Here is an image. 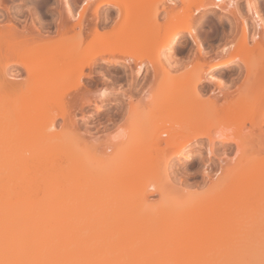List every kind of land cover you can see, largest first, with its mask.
I'll list each match as a JSON object with an SVG mask.
<instances>
[{"label":"rangeland","instance_id":"obj_1","mask_svg":"<svg viewBox=\"0 0 264 264\" xmlns=\"http://www.w3.org/2000/svg\"><path fill=\"white\" fill-rule=\"evenodd\" d=\"M46 1H49V4L46 3L44 13H42L43 11L40 9H36V14L38 16L36 14H28V12L25 13L26 15H19L21 24L16 23L17 27L19 24V27L26 26L33 28L37 26L41 29L43 28L44 31L49 30L53 34L57 29L54 22L56 19L59 20L60 13L64 12V8L62 1L60 0ZM81 1L82 0L70 1L74 11H77L80 8L79 5ZM97 1L100 0H96L95 3ZM161 1L165 6L164 9L159 3V5L155 6H137V9L136 5H128L126 12L124 11V14L128 13L127 16L122 15L124 9L121 10L120 8L119 10V8H115L114 5H107L99 10L100 18L102 19V21L99 22V27L103 31L107 30L108 36H105V40L103 42L99 41L100 46L98 45L97 47H99V49L109 48V50H114L112 54L97 56V62H95L94 69L92 71L87 68L85 69L86 74L82 78V86L77 93L74 92L76 93V96L73 94L74 99H69L71 98V95L68 98L69 104L70 102L72 104V106L70 105L71 111L69 109V117L67 116L66 120L67 126L65 128H68V130H62V126H64L63 123L66 121L64 122L62 118L55 119L54 130L57 132L60 131V138H55V141L53 139V142L51 141V144L45 147L46 149L43 148V152L45 154L47 151L45 154L47 155L48 152H51L52 150V153L55 154L54 157H56V159L58 158L57 161H55L56 159L54 157H51L52 154H48V159L50 158L51 160L49 163L47 158L41 159V155V158L32 157V151L29 152V155H27V151L25 153V155L29 156V159L33 161L32 163L28 162L29 177H31L33 184L37 183L40 179L37 184L44 185V183H46L45 181H49V177H51V179L53 177V175L50 176L49 172L46 170L45 171L47 173L40 172L44 173L42 175L36 171V163L39 165V160L41 159V162L42 160L46 161L45 163L43 162L45 167H48V165L49 167L52 165L56 166L58 163L61 168H66L65 170L64 168L62 169L63 176L64 173L71 174L70 176H72L73 179L79 180L81 188L84 190H81L82 194H75V197H70L69 199L67 198L69 196L66 195V199L64 196L60 199L61 193L57 192V190L54 191L55 189L46 190L47 192L44 190H36L34 193L32 192L34 197L32 195L31 199L34 203L31 202L30 204H27L29 205L28 207L25 205L26 208L24 206H18V208H16L18 216L17 223L21 224L18 225L21 226L25 232L38 233L42 235L65 233L69 236L98 239L111 237L116 239L117 236L122 238L120 235H124V239L126 238L127 240H125L124 244L126 247L140 246L142 248H147L150 244H148L146 240V242H144L146 232L144 230H134L136 228L135 226L137 221H140L142 224V222H145L150 215L155 214L157 211L156 213H158L163 219L161 224H156L158 229H160L161 234L170 228L176 227V225L180 226L181 224V226H184L187 223L189 215H191L190 211L196 204V201H201L202 197H204V199L206 197L207 200L210 199L209 201L221 198L222 192L218 191L220 189L217 188V190L215 187L212 191V188L209 186H211L212 181L215 180L216 182V179H220L219 177L217 178V174L214 172L219 169H222L223 171L226 170L228 166H230L229 163L231 162V157H233L234 154L235 158H239L243 154H248L249 152L247 153L245 151H249L250 147H253L254 151H252L254 153L258 151L259 153L256 152V154H260L259 157L264 156V122L261 124V130L263 131L259 130L257 125H252L254 120L257 121L260 118V112L255 105L256 93H254L253 90H250L251 88H249V84H247V82H244L246 79V73L249 75L247 72V68H249V66L246 64L244 66L243 62L240 60H234L226 67L211 71L212 75H215L223 81L220 85L203 83V85L198 87L199 91L197 88H191V84L195 78V75L191 72L196 69H202L203 71H200H202L201 73H204V71L208 68V65L214 63V59L218 60L219 58H224L218 54V51H220L219 49L223 46L232 45L233 48H237L245 44L247 47L256 48L258 53L260 51L261 54H264V29L257 32L259 36L258 38H250L249 41L248 35H252L254 30L251 26L250 15L247 12V14L245 13L246 10L243 6H240L243 18L235 13L234 10H232L233 12L231 11V14H226L231 22V25H229L226 16H221V14H219L220 12H216L215 10L214 13L208 9H201L196 0H190L188 2H181L180 0L173 5L165 4L167 3L166 0ZM256 1H259L260 8L264 13V0ZM13 2L18 3V5L15 4L17 5L15 8H17L18 11L25 9L26 7L31 8L30 5H32V2L30 1H26L24 3L22 1V3H20V0H14ZM5 3L6 5H9V3L11 4L12 2L7 0L4 4ZM240 3L243 4V0H240ZM195 11H197V13ZM116 13L121 15L119 16ZM184 13L187 15L189 14V17L191 19L193 18L194 22L199 23H197V30L202 38V45L204 47V51L206 52H201L200 54L197 50L196 44L188 37L187 34L182 33L173 48V52L171 53V57L175 58L174 63L172 61L173 58L170 57L174 67L171 65L170 68V66L168 67L163 65L155 68L157 66L154 64L158 62L157 59H160V62L162 63V52H165L164 55H166V51H163V47L161 46L164 45L167 41L166 39L169 38V35H171L170 32L176 29V25L173 24L174 22L169 21V16L173 17L177 14L182 16ZM2 14L5 16H0V22L7 23L8 21L9 23L10 15H7L6 11H3ZM40 15H42V18H39ZM106 15L111 17V21L109 20L108 22H105L103 20ZM158 15L161 17L164 15V18L162 17L159 19ZM118 16L120 19H117L119 18ZM1 18H3L2 21ZM6 18H9V20ZM113 18L117 19L116 22L118 24H113L114 22L112 23ZM154 19L156 20L153 21ZM115 26L116 29H113L112 27ZM243 28L246 31L245 40L242 37ZM203 29H206L207 31H204ZM254 56L255 57H251V59L254 58L256 62L263 57L261 55L260 57L257 53ZM111 58H118V60L122 59L123 61L125 58H129L132 60V63L130 64L131 67L130 65L124 66L122 60H120L121 63L119 61L116 65L108 64L105 59L108 60ZM139 59L143 60L146 65L145 68L148 69L147 71L144 70L141 75H136L133 74V72L135 71L136 65L139 64ZM261 59L263 60V58ZM150 61L151 63L154 62L152 66ZM251 62L253 64L251 63L250 68H254L255 61ZM18 69L21 68L19 67ZM163 69L165 71L168 70V76L173 78L175 83L172 85L174 86L173 88L170 85L172 78L169 79L170 84L166 83L167 80L164 79L166 76L161 71ZM11 70V73H16L14 68ZM236 73L241 74H238L237 76ZM186 74L187 77L185 76ZM21 75L22 77H25V72ZM181 77L186 86L180 83ZM7 79L10 82L17 81L16 78L11 79L9 76ZM164 80H166V82H164ZM190 80H192L191 83ZM163 83H165V86H163ZM167 84H169V86ZM71 86L72 83L67 84L65 91L70 89L69 87ZM175 86L178 92L177 90H174ZM65 88L63 87V89ZM103 88L108 92V97L104 100H100L98 92L100 89L103 90ZM240 88H242V90ZM63 89L60 90V93L64 92ZM89 90H91L90 92H93L92 95H90ZM212 91L216 92L214 97L211 95ZM240 91H242V94H240ZM245 94H248L246 97L249 99L241 106V98ZM215 96L216 98L218 96L217 100L214 99ZM238 97H240V99ZM227 102L232 103V108H234V110L231 107V110L228 109L231 112L233 110L232 115H229L230 118L228 117L229 119L226 118V115L228 114H224V112H228L227 108L229 106L227 107ZM207 105L208 107L212 106L211 108H213V112L211 111V108L209 110V108L206 107ZM205 107L207 109H205ZM184 108L185 111L183 110ZM204 110H207L210 113H207V111ZM186 111H188V113ZM201 117L205 123L208 122L207 125L205 124L206 127H211L209 124L218 123L219 127L225 128V126H227L230 129L231 136L238 137L242 134V132L244 135L249 134V138H246L247 141L249 139V142L247 143L246 140L241 141L244 143L242 145L240 143L238 147H236L235 143L221 145L218 142L215 144V154L211 158L212 160L210 162V165L212 166L211 172L213 171L212 178L210 180L204 178L201 173L202 165L199 154L201 153V157L206 156L207 145L209 144L208 138H200L197 140V144L192 143L189 146V150L186 152L189 154L191 153L190 160H185L181 156L174 157V153L176 152V149L178 150L180 144L185 141L188 136L191 137L189 135L191 132L189 131H187L189 133L183 132L182 134L181 131L186 129L183 128L182 130V126L179 128V124L191 126L195 124L194 121L196 122V118L197 121H199V118L201 119ZM202 120H200V122ZM190 122L192 123L191 125ZM119 126L125 129L127 137L123 140L124 143L122 142V147H119L122 148L121 151L116 153V146L114 147V145L111 144L108 135H110V133ZM178 129L181 131H178ZM246 130H250L252 134L249 132L247 133ZM179 134L182 136L184 135V137ZM62 136L63 139L61 140ZM242 138L244 139V136ZM167 141L170 143L172 142L173 146L172 144H166ZM22 145H24V147ZM22 145L20 146V149L23 147L24 149L22 150L25 151L27 146L25 143H22ZM69 146L71 147L73 153ZM236 148L239 149L237 150ZM56 149L60 150L62 153H58ZM40 152L41 150L38 151V154ZM80 152L82 154H80ZM58 155L63 159L58 157ZM108 158L111 160L113 159V167L104 169L106 166L104 160H108ZM218 158H222L229 163L225 162L226 164L224 163L222 165L219 163ZM63 160L65 161L63 162ZM101 160L104 161L102 164L104 165V168L100 165L101 163H98L102 162ZM109 161L110 160H108V162ZM110 166H112V164H110ZM56 167H59V165ZM70 167L73 170H71ZM148 168H150V170ZM109 171L110 174H108ZM111 171H116L117 174H120L117 175V179L115 180V183H113V187L116 186L118 189L123 188L122 190L125 191L124 193L119 190L121 195L116 188H113L115 189V191L112 192L113 194L106 192V195L104 192L102 195L103 192H99V190H103V188L105 191L106 189L108 191L109 185H111L110 175L114 174L111 173ZM138 171L140 173L137 174ZM148 172L149 175H147ZM50 173L52 174L53 171ZM101 173H104L103 178ZM151 173H154V178L158 177L157 179H161L164 183L162 189H160L159 186H157L158 188L156 187V189L147 187V182L152 180L151 176L153 177V175H150ZM53 174H56V172ZM58 174L62 177L60 173ZM99 176L100 178H98ZM130 176L133 177V179L129 178ZM218 176H223L222 172L218 174ZM46 177L48 180H46ZM93 179L96 181L98 180L97 182L99 183H93L96 182ZM129 179L132 183L128 182ZM95 185L97 186L95 187ZM86 186H89L90 189L94 186L96 191L93 188L90 192V189H88L89 187ZM97 187H99V190H97ZM85 191H89V193H84ZM97 191L100 193V196L96 193ZM54 192L58 193V195ZM52 193L55 194V199H57L56 196H59L58 199L60 201L55 200L53 198L54 195H51ZM48 194L50 195V198L48 197ZM92 196L93 199H91ZM163 200H166L168 203L167 205L169 207L166 205L168 207H166V209H161V206H159ZM21 208H23V210ZM83 209L84 213H82ZM19 216H21V218ZM256 225L257 224L253 222H241L237 227L238 231L242 232L239 233L241 234L242 239L244 238L243 240L245 242L244 244L243 240L240 241L242 255L239 258L238 264H255L254 262L256 260L257 262L259 261L258 256L261 254V251L264 253V236L260 235L259 238L257 237L256 239V236L253 237L252 235V229H255ZM142 226L145 227L144 224H142ZM247 231H252L251 236L253 239H250L251 237L245 234V232L248 234L250 233ZM254 238L256 239L255 242H260H258V244H252V241L254 242ZM261 238H263V240ZM142 244L143 246L144 244H147V247H145L146 245L143 247ZM199 262L200 261L196 263L194 262V264H198ZM170 263L175 264L174 262ZM260 263L261 259L258 264Z\"/></svg>","mask_w":264,"mask_h":264},{"label":"bare ground","instance_id":"obj_2","mask_svg":"<svg viewBox=\"0 0 264 264\" xmlns=\"http://www.w3.org/2000/svg\"><path fill=\"white\" fill-rule=\"evenodd\" d=\"M5 1L7 0H0V16L4 14H2L3 11H6L7 15H10V21L9 23L8 21L7 23L0 22V264H164L170 262H174L175 264H194V262L196 263L198 261H200L198 264H238L239 258L242 255L240 241L244 239H242L240 234L242 232L238 231L237 229L238 225L241 222L256 223L258 227L256 225L255 229H252L253 233L252 231H247L250 233L248 234L245 232V234L247 236H250V239H253L251 233L253 237L256 236V239L257 237L259 238L260 235L264 236V156L259 157L260 154H256V152L259 153L258 151L254 153L253 147H250L249 151H245L247 153L249 152L248 154L242 153L243 155L239 158H235L234 154L233 157H231L230 163L226 162V160L222 158H218L220 164L223 165L226 162L229 163L230 166H228V168L226 166L227 169L224 171L222 169H219L218 171L214 172L215 174H217V178L219 177L220 179H216V182L215 180L212 181V184L210 183L211 186L209 187L212 188V191L215 187L216 189L219 188L220 190H217L219 192H222V196L217 200L214 199L209 201L210 199L207 200L205 197V200L204 197H202L201 201H196V204L190 211L191 215H189L187 223H184V226H181V224L180 226L176 225V227L170 228L164 233L162 232L161 234L160 229H158L156 224H161L163 219L161 216H159L158 213H156L157 211L155 212V214L150 215L145 222H142L145 227L142 226L140 221H137V224L135 226L136 228L134 230H144L146 232L144 242L147 241L148 244H150L149 247H147V244H144V246L146 245L145 247L147 248H142L140 246L129 248L126 247L124 245L126 240V238L124 239V235H120L122 238L117 236L118 238L116 237V239H113L112 237L98 239L69 236L64 232V234L58 233L42 235L38 233L25 232L22 227L19 226L21 224L17 223L18 216L16 213V208H18V206L25 207V205L26 207H28L29 205L27 204L33 202L31 197L32 195L34 197L33 193L36 190L46 191L55 189L54 191L57 190V192L61 193L60 199L63 196L66 199L65 195L69 196L67 197L69 199L70 197H75V194H82L81 190L83 188H81L79 180L73 179L72 176H70L71 174L64 173L63 176L62 169L64 167L61 168L60 164L58 163L57 165H59V167H56L57 165H52V168L49 167V165L48 167H45L43 165V162L45 163L46 161L42 160L41 162V159H48V154H54L51 150V152L49 151L48 154L45 155L47 151L44 154L43 150L46 149V146L51 144V141L53 142V139L55 141V138L59 137L60 131L57 132L56 130H54L55 119L62 118L65 122L67 120V116L69 117L71 111L70 105L72 106V104L71 102L69 104L68 100H72L73 94L74 96H76L75 94L81 88L82 78L86 74L85 69L87 68L92 71L94 69L95 62H97V56H101L103 54H112L114 50H109V48L99 49V47H97L98 45L100 46L99 41L103 42L105 40V36L108 34L107 30L103 31L99 27V22L102 21V19L100 18L99 10L104 6L114 5L115 8H119V10L120 8L121 10L124 9L122 15L127 16L128 13L124 14V11L126 12L128 5H136V9L137 6L143 7L144 5L155 6L160 4L162 5L163 9L165 6L161 0H100L96 3V0H82L79 5L80 8L77 11H74L73 6L70 2L71 0H60L62 1L64 12L60 13L59 20H55L54 24L56 25L57 29L56 31L54 30L55 32L52 34L49 30V32L44 31L43 28L41 29L37 26L33 28L26 26H20L21 28L19 27V25L21 24L19 15H24L27 12L28 14L35 15L36 9H40L41 11H43L42 13H44L46 3H48L49 1L20 0V3H22V1L23 3L26 1H30L32 2V5H30L31 8L26 7L25 9L19 11L17 10V8H15L18 3H14V0H8L12 2L11 4L9 3V5H6V3L4 4ZM166 1L167 3L165 4L167 5L174 3L173 0ZM186 1L188 2L190 0H181V2ZM196 1L198 2V6L201 9H208L212 12H214L215 10L216 12H220L219 14L224 17L226 16V14H231L232 10H234V12L241 17L243 13L241 12L242 10L240 9V6L245 7V13L247 12L250 15L251 26L254 30L252 35H248L249 41L250 38H258L259 36L257 32L261 29H264V13L260 8L259 1L243 0V4H241L240 0H228V2L224 4V6L217 5L213 0ZM174 4H176V2ZM214 8H220L221 10L217 11ZM41 16L42 15H40L39 18H42ZM162 17L164 18V15ZM162 17L158 15L159 19H161ZM110 18L111 17H109V15H106L103 20L105 22H108ZM169 18V21H173V24L176 25V29L170 32L171 35H169V38L166 39L167 41L164 43V45L161 46L163 47V51H166V55H164L165 52L163 53L161 51L162 63L160 62V59H157L158 62L155 61L156 63L154 64L155 66H157L155 68L163 65H166L168 67L170 66V68L171 65L174 67L172 61L174 63L175 58L171 57V53L173 52V48L182 33L187 34L188 37L196 44L197 50L200 54L201 52H206L204 51V47L202 45V38L200 37L197 30L199 24L198 22H194L193 18L191 19L189 17V14L187 15L185 13L182 16L177 14L173 17L169 16ZM226 18L228 24L231 25L229 18L227 16ZM241 18H243V16ZM2 19L3 18H1V21ZM6 19L9 20V18ZM117 19H120V17ZM117 19L113 18L112 23L114 22L113 24H116ZM155 20L156 19H154L153 21ZM16 23H20L18 27ZM112 28L116 29V26ZM242 31V37L245 40L246 31L244 28ZM231 46L232 45L223 46L221 49H219L220 51H218V54H220L224 58H219L218 60L214 59V63L209 64L204 73H201L203 71L202 69H200L202 71L196 69L195 71L193 70L191 72L193 75H195L194 80L192 79L193 82L192 80H190V83L192 82L191 88H197L198 90V87L203 85V83L220 85V83H222L223 81H221L215 75H212L211 71L226 67L234 60H240L241 62H243L244 66L246 64L250 68V65L252 63L251 61L256 62V60L254 58L251 59V57H255L254 55L256 53L259 54V56H263H260L261 58H263V60L260 58L259 61L256 62V64L254 62L255 67L251 66L254 68H247V72L249 75H247L246 73V79L244 81L245 83L247 82V84H249V88H251L250 90H253L254 93H256L255 105L260 112V118L257 121L254 120L252 125H257L259 130H261V124L264 122V54H261L260 51L258 53L256 48L247 47L245 44L237 48H233V46ZM170 57L173 58L172 61ZM120 60L122 59H105V61L111 65L118 64ZM139 60V64L136 65L135 71L133 72V74L136 75H141L144 70L147 71L148 69L145 68L146 65L143 60ZM123 63L124 66H129L132 63V60L129 58H125ZM153 63L154 62L151 63V66L153 65ZM18 66L21 69H18ZM13 68L16 70V73H11V69ZM161 71L166 76L164 79H166L167 82L166 80H164V82L170 84L169 79L172 77L168 76V70L165 71L163 69ZM23 72H25V77H22L21 75ZM238 74L240 75L241 73ZM8 76L11 77V79L16 78L18 82H10L7 79ZM185 76L187 77V74ZM70 83H72V86L69 87L70 89L65 91L66 85ZM180 83L186 86L185 83H183L182 77ZM169 84L167 85L169 86ZM173 84L175 83L172 78L170 84L172 88L174 87L172 86ZM247 84L245 85L248 86ZM163 86H165V83H163ZM63 87L65 89H63ZM61 89H63L64 92L60 93ZM240 89L242 90V88ZM174 90H177L176 86ZM90 91L91 90H89V93L90 95H92L93 92ZM240 92V94H242V91ZM215 93L216 92L212 91L211 95L214 97ZM70 95L71 98H69ZM107 95L108 92L104 88L103 90L100 89V91L98 92V97L100 98V100H104L105 98H107ZM247 95H241V106L243 105V103L245 104V102L249 99L248 97H246ZM217 98L215 96L214 99L217 100ZM238 98L240 99V97ZM227 103V107L229 106L228 108L226 107L227 110H231L232 103ZM208 105L206 107H208ZM206 107L205 109H207ZM211 107H208L209 110ZM212 109L213 108H211V111ZM232 109L234 110V108ZM183 110L185 111V108ZM230 110H228V112H224L225 115L228 114L226 115L227 119H229V115H232L233 113V110L232 112ZM186 112L188 113V111ZM207 113L210 112L207 111ZM200 120H202V117L201 119L199 118V121H197L196 118V122L194 121V125H191L192 123L190 122L191 126H185L186 124H179V128L180 126H182V130L183 128L186 130L181 131L180 129H178V131H181L182 134L183 132L185 133L189 131L192 135L189 134L191 137H185L186 140L180 144L178 150L176 149L174 157L181 156L185 160H190L191 153L189 154L186 152L189 150V146L192 143L197 144V140L200 138H208L209 144L207 145L206 156L201 157V153L199 154L201 158L200 162L202 165L201 173L204 178L210 180L212 178L213 172H211L212 166L210 165V162L212 160L211 158L215 154V144L218 142L221 145L235 143L236 147H238L240 143L241 145L244 143L241 141H247L246 138H249V134L244 135L242 132V134L238 137L231 136L230 129L227 126H225V128L219 127L218 123L209 124L211 125V127H206L208 122L205 123L203 120L200 122ZM66 123L67 121L63 123L64 126H62V130L66 129ZM183 126H185L186 128ZM66 130H68V128ZM246 132L251 133L250 130H246ZM126 135L127 132L121 126L113 130V132L108 135L111 144L114 145V147L116 146V153H119L121 151L122 148L119 147H122L124 143L123 140H125V138L127 137ZM242 135L244 136V139L242 138ZM63 136L61 140L63 139ZM182 137H184V135ZM248 142L249 139L247 143ZM22 143H25V145L27 146L25 151L22 150L24 149V145H22ZM167 143L172 144V142L170 143L169 141H167L166 144ZM21 145L23 147L20 149ZM236 149L238 150L239 148ZM40 150L41 152L38 154V151ZM26 151L28 152L27 155H29V152L32 151V154L30 153L32 157L34 156L41 158L42 156V158L39 160L40 163L38 162L39 165L36 163L35 167L38 173L47 171L49 172L50 176L53 175L52 179L51 177H49V181H45L46 183H44V185L37 184L40 180L39 177V180H36L37 183H32V179L31 177H29L30 175L28 170V162L32 163L33 161L29 159V156L25 155ZM57 151L58 153L61 152L60 150ZM42 154L45 156H43ZM80 154L82 153L80 152ZM52 155L51 157L55 156V154L53 156ZM58 157L60 156L58 155ZM54 158L56 159V157ZM57 159L55 161H57ZM65 160H63V162ZM106 160L107 159L104 160L105 162L101 160L102 162L98 163H101L100 165H102L104 162L107 166H105L104 168V165H102L104 169L109 167L112 168L114 163L113 159L111 160L108 158V160H110L109 162L108 160ZM47 161H49L50 163V158ZM30 163L29 165L32 167ZM40 164L43 166V168ZM110 164H112V166H110ZM65 169L66 168H64V170ZM148 169L150 170V168ZM52 171L53 173L56 172V174H51L50 172ZM115 172L116 171H111V173L114 174L110 175L111 185H109L108 191L107 189L105 191L102 186L101 187L103 188V190H99V187H97V190H99L100 193L103 192L102 195L104 194V192L107 195V193H112L115 191V189L113 188H116V186L113 187V183H115L117 175H120ZM221 172L223 176L220 177L218 176V174H220ZM58 173H60L62 177L59 176ZM138 173L140 172L138 171L137 174ZM42 174L44 173H40V175ZM103 174L101 173L102 178ZM108 174H110V171ZM153 174L154 173H151L150 175ZM147 175H149V172ZM100 176L98 178H100ZM47 177L46 180H48ZM129 178L133 179V177L131 176ZM151 178L152 180H149L147 182L148 184H146L147 187L156 189V187L159 186L160 189L163 188L164 183L161 181V179L158 180V177L154 178V175L153 177L151 176ZM97 181L93 183H99ZM128 182L132 183L130 179ZM96 186L97 185H95V187ZM95 187L93 186L96 191ZM93 188L91 187V189ZM88 189H90V187ZM122 189H118V191L121 190L123 191L122 193H124L125 191ZM86 192L89 193V191H85L84 193ZM96 193L99 194L98 196H100V193H98V191ZM55 194L58 195V193ZM55 194H51L52 196L54 195L53 198L55 197ZM48 197L50 198L49 194ZM56 197L57 199H54L60 201L58 199L59 196ZM91 199H93V196ZM167 204V201L163 200L159 206H161V209H166V207L168 206ZM21 209L23 210V208ZM82 213H84V209ZM19 217L21 218V216ZM255 238L254 242L252 241V244H258V242H260H255ZM261 239L263 240V238ZM263 256L264 253H262L261 251V254L258 256L259 261L261 259V263H263L264 261ZM258 262L256 260L254 263L258 264Z\"/></svg>","mask_w":264,"mask_h":264},{"label":"built area","instance_id":"obj_3","mask_svg":"<svg viewBox=\"0 0 264 264\" xmlns=\"http://www.w3.org/2000/svg\"><path fill=\"white\" fill-rule=\"evenodd\" d=\"M174 1V3L175 2H179V0H173ZM214 1V3H216L217 5H219V6H224V4L226 3V2H228V0H213ZM174 3H171V4H169V5H173ZM214 9H216L217 11H220L221 9L220 8H214ZM196 13H197V11H196Z\"/></svg>","mask_w":264,"mask_h":264}]
</instances>
